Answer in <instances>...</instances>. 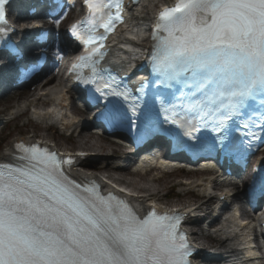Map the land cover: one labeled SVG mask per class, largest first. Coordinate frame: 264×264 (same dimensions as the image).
I'll return each mask as SVG.
<instances>
[{
    "label": "snow or ice",
    "instance_id": "1",
    "mask_svg": "<svg viewBox=\"0 0 264 264\" xmlns=\"http://www.w3.org/2000/svg\"><path fill=\"white\" fill-rule=\"evenodd\" d=\"M45 2L48 18L59 25L61 0ZM8 3L0 0V23H6ZM84 4L102 22L90 20L86 36L76 24L70 29L86 46L73 69H91L90 77L77 73L76 80L90 103L103 102L95 118L138 139L167 132L181 150L207 147L227 160L258 150L264 142V0H178L160 11L147 75L134 87L99 68L107 53L97 41L105 35L90 34L97 23L104 33L124 23L123 0ZM13 31L0 27V67L15 64L22 75L30 69L21 65L26 53L10 38ZM46 37L42 32L37 39ZM13 148L12 162L0 163V264H192L195 249L180 230L179 213L153 209L141 218L125 199L71 180L65 165L70 169L73 158L35 144ZM252 182L255 188V176ZM258 192L264 196V177Z\"/></svg>",
    "mask_w": 264,
    "mask_h": 264
},
{
    "label": "bare ground",
    "instance_id": "2",
    "mask_svg": "<svg viewBox=\"0 0 264 264\" xmlns=\"http://www.w3.org/2000/svg\"><path fill=\"white\" fill-rule=\"evenodd\" d=\"M165 1L167 0H141L137 6L130 11V15H135L136 17H131L129 23H140L141 25L139 28H141L144 25L143 23L152 16L150 13L152 9L155 8L158 3ZM139 28H137V25L132 27L129 26V28H127L130 30V32L131 30L135 31V33H133V37H136L137 42L139 40L141 41L142 38L141 35H136ZM126 36H128L127 32H121L119 35H117L115 40H124ZM118 45L119 44H117V46ZM144 50L145 47L135 44L133 45V52L129 56L136 58L138 55L137 53L141 54L144 52ZM134 52H136V54ZM61 61L64 62L61 63ZM54 62L57 63L56 75L53 74L45 82L42 80L40 84L34 86L29 92H26L20 96V101L17 102L16 108L12 107V110H10V112L4 116L6 118L2 119H8L9 116H11V114L16 111L17 114H13L15 116L13 122H17L23 117L24 114L28 113V116L32 122L39 125L40 127H31V131L25 137L19 135L11 138L10 141L0 151V163H4L12 159L11 154L14 150L13 146L14 144L20 142L26 144L38 142L47 146L55 145L57 148L63 149L62 151H66L70 148L74 159V165L69 171V175L72 178L81 182L94 183L98 186H101L102 189L104 188V190L106 188H112V186L118 184L123 186L129 192L140 194L138 199L133 202V207L136 210L142 209L147 202L161 203L160 201H162L165 197H163V199L159 197L161 192L159 189L161 187L163 188L161 184L165 183L164 178H167L169 174L160 176L156 174L158 171H155L156 173H153L152 171L146 174H130L121 170H117L113 162L119 160L118 150L120 151V149H123V147L115 148L106 139L96 136L92 132L88 131L86 127L88 122H83L81 129L78 131V128L80 127V121L74 118L75 113L73 111H70L68 115L64 116V113L67 111L65 107L67 98L64 95L63 88H60L63 80L62 78H58V73L60 72L61 67L64 69L65 65H67V61H65V55L62 54L59 58V61H57L55 58ZM9 120H11V118ZM53 124L57 125L59 129L63 130L66 134L69 132L71 133L67 140H65V143L71 147L64 148L56 140H54L55 138L47 137V134H44L47 132V126ZM81 154H89L91 157L95 158L96 163L104 164L99 170H97V172L92 173L91 171L95 169L96 163L90 162L87 157H80ZM262 160V163L264 164V158ZM114 175H117V177H114ZM108 181L109 186H106ZM169 185L170 184H167L166 187ZM184 187L205 195L209 191H213L214 188L217 187V183L215 180H210L208 178L206 180L186 182ZM224 195H226V193H224ZM182 202H184V200H181L180 204L171 206V208L177 210L179 206L184 207L186 203L182 204ZM209 203H211V200H208L207 202H204L200 205H188L187 211L191 212V214L194 216L195 208H197V210H202L203 208L208 207ZM162 206L165 208L168 207V205L164 204H162ZM212 212L210 211L207 214H211ZM229 216V220L224 221L222 225H220V229L212 236L207 237L201 235V237L204 239L208 238V242L215 244L213 248H217V251L220 253L221 250H231L233 247H240V243L243 242V239L239 237L237 241L238 243L234 244L230 243L228 239H224V241L218 240V237L231 233L248 232L254 228V224L252 223L238 224L236 219L233 217V214H229ZM213 223L215 226H219L217 221H214ZM193 237H196V235ZM228 244L233 247H229ZM202 253L203 252L200 251V255H202ZM251 254L252 253H241L237 255L238 261H241L242 264H261L260 261L255 260L254 257H251Z\"/></svg>",
    "mask_w": 264,
    "mask_h": 264
},
{
    "label": "rangeland",
    "instance_id": "3",
    "mask_svg": "<svg viewBox=\"0 0 264 264\" xmlns=\"http://www.w3.org/2000/svg\"><path fill=\"white\" fill-rule=\"evenodd\" d=\"M50 72L52 74H54L55 69H51ZM33 87H34V85H31L27 89H25L21 92H18L13 98L2 99L0 101V113L4 112V114H7L8 111L12 107H14L17 102L20 101L19 97L22 96L23 94H25L26 92H29ZM31 127L39 128L40 126L29 121L27 116L22 117L17 122L12 121V123H10L8 125L7 129H6V127L3 128L2 124H0V146H1L0 151L4 148V146L9 142V140L11 138H13L15 136H19V135L22 137H25L31 131ZM44 134H47V137L55 138L54 140H56L64 148L71 147L65 143L66 139L60 135V132L59 133H57V132L53 133V132L47 131ZM120 154H121V152L118 150V155H120ZM156 174H158L160 176H162L164 174H169V176L167 178H164L165 183L161 184V186H163V188L161 187L159 189V190H161L159 197H161L162 199H163V197H165L162 201H160L162 204L173 206V205L180 204L181 200L182 201L184 200V202H182V204H184V203L190 204L191 195L193 197H199L200 198L197 202H194V204H196V205L200 204L204 200L203 194H200L199 192L191 191V190L182 186V183H185L188 179L191 182L192 179L196 180V179L204 178L205 177L204 174H194V176H192V177L189 176L186 178H185L186 174L183 172H171V173H163V174L158 172ZM114 177H117V175H114ZM167 184H170V185L168 187H166ZM184 197H189V198H184ZM197 236L195 238H197ZM205 240L206 239H204L203 241H205ZM199 241H202V240L200 239Z\"/></svg>",
    "mask_w": 264,
    "mask_h": 264
}]
</instances>
